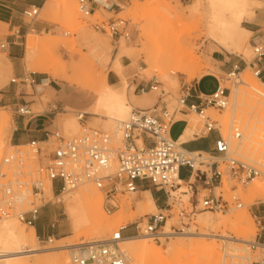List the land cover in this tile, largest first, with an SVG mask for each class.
<instances>
[{
  "label": "rangeland",
  "instance_id": "374dc122",
  "mask_svg": "<svg viewBox=\"0 0 264 264\" xmlns=\"http://www.w3.org/2000/svg\"><path fill=\"white\" fill-rule=\"evenodd\" d=\"M6 1L9 2L11 0ZM49 1L50 0H44L43 7L36 19L30 20L24 15L22 16V22L24 23L23 29L10 31L8 26L0 28V163L6 154L16 151V148L12 147L15 145L11 143V136L14 129V108L4 107L5 105L2 102L4 97L2 95H6L5 98L14 96L17 101H20L21 103L23 97L31 95L36 101V105L33 106V110L36 113L49 112L51 111L49 105L54 100L49 88L46 87L44 88L45 90L40 92L36 91V86L41 84L44 79L45 86H48L49 80H53L59 84H66L70 85V87L74 86L78 89L89 91L94 95L95 89H97L100 84V81H98L99 75L103 73L108 77L109 72H114L120 79V85L116 87L122 89L125 82H127L128 89L132 88V94L135 93L137 85L143 83V81L145 83H154L157 81L160 88L157 92H152L151 95L158 99L160 98V100L162 99L170 110L178 107L179 93L184 83L193 85L195 81H199L202 78H211L213 79L216 88H227L230 92L229 107L222 112L211 109L207 114L210 115L213 120L218 122L221 135L231 145V155L238 160L257 166L262 171V176L264 175V151L259 149L260 143H264V116L261 115V107L257 104L264 101L256 93H254V97L252 98L246 94L244 100L247 98L245 101L249 102V105L245 106V110H243V112H237L238 109H236L233 114L229 113L230 108L233 105L232 90L235 86H238L241 89L238 94L243 92L244 84L241 83L240 80L245 77V74H249V77L253 81L255 80L264 92V85L255 78L251 68L249 66L246 67L244 64V61L249 64L253 58L250 41L253 36L257 35L255 33L260 30V27L254 26V23H256L258 19L264 17V2H261L260 0H249L252 4L254 14L248 16L246 21L244 20L242 23V26L250 31V33H247L245 36L247 39L245 47H248L251 53L247 55L245 53V48L238 52H228L218 44L206 38V30L203 21H198L199 19L194 17L193 14L195 13V6L198 0H125L121 3V9H116L112 12L100 9L92 18H85L80 13L77 0H55V4L51 6L52 9L49 6ZM69 4L74 9L76 8L75 16L67 12L68 7L70 9L72 8ZM166 4L170 5L177 12H183L185 14L182 20V24L184 23V25L179 24L177 26L181 31L175 28L169 31V34L168 32L166 33L165 29L168 20ZM117 18H123L129 22L132 31V38L130 41H125L123 39L112 40L110 37L98 33L91 27V23L97 19L109 20ZM181 26H185V28L182 27L184 28L182 30ZM17 32H19V34ZM29 36H37L36 39L41 41L49 40L52 45L36 46L31 52V58L27 59L26 40ZM7 37H17L15 41L17 42V47L20 49L21 58L14 60L8 55L7 51L1 49V44L6 41ZM186 41H188L191 47L194 48L196 61L193 63L194 65H190L192 63H185V61H183L185 63L182 62L185 66V72H176L175 69L173 70V67L176 68L179 60L178 58L175 59V56L177 55L175 53L179 52L178 48H181L184 51ZM167 47L169 54H166V52V58H164L162 53L167 50ZM123 48L124 50H127L126 52L128 55L123 56L121 60L122 64L131 70L132 73L129 75L126 74L125 67L122 72L123 75H119L113 69L111 62V60L115 59L118 52ZM159 54H161V56ZM172 54L175 55L171 56ZM221 54L234 58V61L239 63L241 71L237 81L228 78L230 72L222 71L220 68L221 64L215 60L218 58V55ZM151 56L159 57L160 60L154 68L149 65V59ZM168 56H170L171 59H168ZM107 62L111 63L108 65V69H105L103 65ZM39 66L48 68L51 73L47 74L37 71ZM157 66L159 67L157 68ZM10 69L11 72L9 71ZM245 69L246 71L243 73ZM18 72H21V74L19 75ZM26 77L30 80L34 79L36 83L32 85L10 84V81L14 78ZM53 81L52 85L54 86L55 83ZM241 85H243V87ZM242 94L245 95V92ZM254 98H256V104L252 102ZM241 108H244V106ZM247 108L249 112L246 110ZM236 113L239 114V116H235L237 115ZM92 118H98V120ZM180 118L188 123H194L191 138H194L195 133L203 128L202 121L195 114L188 113L185 117L178 115V119ZM67 120H73L79 125L74 112L67 109V113L58 116L55 126L63 130L67 137L79 135L82 131L79 126H77V132L75 135L67 133L65 129ZM104 120L106 119L102 116L99 117L90 114L86 117V127L106 131L114 135L117 129H114L113 125H108ZM183 128L184 124H177L172 131V138H178ZM235 128L240 129L241 137L239 139L234 137ZM251 139H254L256 142H249ZM249 144H253L252 149L251 147L246 149ZM263 145L260 146L261 149L264 148ZM21 149L26 150L27 147ZM248 154L250 157L247 158ZM262 176L259 178L264 180V176ZM187 177L188 173L182 174V178ZM259 178L246 186L237 185L236 183L225 179L222 186L217 188L214 192L219 194L222 191L224 196L228 199L232 195V191H235L244 205L243 208L234 209L227 213H211L203 211L195 217V221L192 223L193 233H207L214 235L215 233H221L222 231V229L219 230L216 228L220 218H233V216L235 217L243 211L248 212L249 223H251L250 225L253 229V234L251 233L252 235L250 234L248 237L250 242L241 243L238 241H232L229 249L222 250L220 264H256L262 258L259 251H255L251 248V243L255 240L257 233L254 215L264 214V195L251 198L249 193V190L253 188L258 180H260ZM146 187L152 188L150 184H147ZM183 187L184 191L187 192V185L185 184ZM90 188L95 191V196L98 195L97 198L99 204L102 203L101 206L103 212H105V223H113L112 225L110 223L106 224V226H110L109 230L106 233H98L97 229L93 228V223L90 222L86 223V228L80 233L75 232L65 214L64 204L58 202L57 197H51L46 192L45 203L49 200H51V202L41 211L37 226L41 225L45 229V233L50 234L46 235V237L37 234L38 254L22 257L23 259L25 258L34 261L38 258L55 257L58 254L61 256L64 254V256H69V252H66L68 248L65 249V251L55 250L54 248L58 246H71L82 241L91 242L105 240L110 238L122 226H127V231L130 229L132 233H135L134 223L138 219L145 215H152L158 212V209L150 210L149 207L144 206L145 203L141 204V202H145V198L143 194L138 193L132 196L119 197V209L112 214H108L105 210L104 195L93 185H82L76 189V191H73V193L81 190L86 191ZM73 193L70 192L64 195H72ZM183 193V191L181 192L178 190L174 194L184 201V207L190 208V195H185ZM208 194V191H203L201 193L202 196ZM205 216L211 217L214 221L210 228L201 221ZM6 219H12L18 228L26 234L32 230L31 227L21 223L15 217ZM168 222L170 228L179 227L181 222L176 210L172 212V216L169 218ZM105 223L103 222L104 225ZM211 228L215 229L213 230ZM127 231L125 232V238H128L126 235ZM191 234H177L171 236L169 239L161 240V243H156L150 239H142L140 242L147 243L161 251L162 259L156 261L154 264H182L181 262L188 258L198 259L200 257L199 260L202 258L201 252L197 249V245H195V248H181V243L185 241V243L190 241L195 243L203 241L210 243L215 240L210 236L206 238L190 239ZM49 237L52 238L51 243L48 242ZM133 237L147 238L145 236L137 235H133L130 238ZM121 248L125 251H129L126 245L121 244ZM127 253L130 259L137 261L138 264L141 263L139 261L140 258L136 254L132 252ZM249 257L250 260L245 259ZM22 258L20 259L22 260ZM133 260H129L128 264H137Z\"/></svg>",
  "mask_w": 264,
  "mask_h": 264
},
{
  "label": "built area",
  "instance_id": "2783aa9c",
  "mask_svg": "<svg viewBox=\"0 0 264 264\" xmlns=\"http://www.w3.org/2000/svg\"><path fill=\"white\" fill-rule=\"evenodd\" d=\"M125 0H77L78 10L85 18H92L100 9L115 11L121 9ZM264 2V0H260ZM41 9L32 6L23 15L36 19ZM91 27L112 40L130 41V24L123 18L99 20ZM254 33V32H253ZM250 41L253 58L246 67L264 85V27H260ZM7 41L2 50L9 48ZM241 67L233 66L228 78L237 81ZM31 77V76H30ZM34 79L14 78L10 84H35ZM160 85L143 83L136 88L137 94L157 92ZM191 99L196 102L190 103ZM230 104V92L218 87L212 94H197L193 85L183 84L178 107L170 110L161 99V104L149 109L131 110L127 120L118 125L111 134L98 129L87 128L86 113L74 114L82 129L79 135L65 136L63 130L54 127L44 132L42 141H31L24 145L12 146L16 151L6 154L0 163V219L15 217L28 227H35L45 203L47 188L54 196L75 191L85 184L93 185L105 197V210L112 214L119 209V197L132 196L141 191V183L150 184L163 195L164 205L158 212L145 215L134 223L133 235L145 236L156 243L177 234L193 233L192 223L203 212L227 213L243 208L239 195L232 191L226 198L221 191L226 179L237 185L246 186L262 176L257 166L238 160L231 155L230 143L221 135L218 122L207 112L211 109L222 112ZM54 105L52 111L36 113L28 103L18 104L14 114L22 118H33L46 113L58 114ZM67 113V110L62 111ZM192 113L199 117L203 128L194 137H207L216 133L214 149L211 152L189 151L181 137L172 138L173 127L181 122L178 115ZM185 128L189 123L185 121ZM239 139V128L234 129ZM12 143V142H11ZM27 147L26 150L21 148ZM188 173L187 178H182ZM184 182L188 191L190 208L174 195ZM203 191L209 194L202 196ZM172 201V203H171ZM176 210L180 219L179 227L166 226L172 212ZM257 233L251 248L262 255L256 264H264V214L254 215ZM127 226H122L110 238L99 242H80L67 247L71 264H128V254L121 248ZM132 235V236H133ZM130 238V237H128ZM52 242V238H48Z\"/></svg>",
  "mask_w": 264,
  "mask_h": 264
},
{
  "label": "bare ground",
  "instance_id": "6f19581e",
  "mask_svg": "<svg viewBox=\"0 0 264 264\" xmlns=\"http://www.w3.org/2000/svg\"><path fill=\"white\" fill-rule=\"evenodd\" d=\"M48 3H49V6L51 7L53 4H55V0H50ZM69 6H71V5L69 4ZM166 7H167L166 10H167V15H168V20H167V25H166L165 31H166V33L168 32V34H169V31H171L175 28H177V30H178L179 28L177 26L179 24L184 25V23L182 24V20H183L185 14L183 12L182 13L177 12L168 4H166ZM48 9H49V7H48ZM51 9H52V7H51ZM75 9L73 7L70 9L68 7L67 12L69 14L75 16L76 15ZM194 12H195V13H193L194 17L199 19L198 21H203L204 26H205V30H206V38L208 40L218 44L220 47H222L224 50H226L228 52H238V51H242L245 48V53L247 55L251 54L249 51V48L245 47L246 40H247L245 36L247 35V33H250V31L246 30L242 26V23L244 22V20L246 21V18L248 16L254 14L252 4L250 3L249 0H198L197 4L195 6ZM182 27L185 28V26H181V28ZM184 28H182V30ZM179 31H181V29H179ZM168 36H170V35H168ZM36 37L35 36H29L26 40V48H27L26 57H27V59L31 58V52L33 51V49L36 46L52 45L51 41H49V40H42L41 41V40L36 39ZM167 42H168V40H167ZM185 46L186 47H185L184 51H183V49L178 48L179 52L175 53V54H177L175 56V59L178 58V60H179L176 68L173 67V70L175 69L176 72L177 71L185 72L184 64L186 62H189V63H192L190 65H194L193 63L196 61V55H195L194 48L191 47V45L188 41L185 42ZM126 51L127 50H124V48L121 49L118 52L117 57L115 59L111 60L112 65H113V69L118 74H121L123 69H124V65L122 64L121 59L123 56L128 55ZM165 53L169 54L168 53V47H167V50H165L162 53V56L164 58H166ZM175 54H172L171 56H173ZM159 55L161 56V54H159ZM168 59H171V57L168 56ZM159 61H160L159 57H152L151 56L149 59V65L152 68H154V67H156L157 62H159ZM183 61H185V63ZM111 62H109V63L107 62L105 65H103L104 68L108 69V65ZM158 67L159 66H157V68ZM37 71H39L41 73H47V74L51 73L48 68L42 67V66H39ZM245 71H246V69L243 71V73H245ZM98 78H99L98 81H100L99 82L100 84H99V87L97 89H95L94 104H93V108L91 109L92 112L89 111L90 112L89 114H92L94 116L104 117L106 119L104 121L106 123H108V125H113L114 129H117L118 125L121 122L128 119L130 112L132 110V106L129 104L126 95L120 96V95H118L112 91L111 85L108 83V80H107L108 77L106 75H104L102 73L99 75ZM240 82L244 84V87H243V85H241V86L243 87V92H245V95L242 94L243 92L238 94V92L241 90L238 86H235L233 88V90H232L233 105L230 108V112H229L231 114H233L236 109L239 110V111L237 110V112H243V110H245V106L249 105V102L245 101L247 98L244 100V97L246 96V94L250 98H252V97H254V93H256L264 101V92L258 86V84L255 82V80L253 81L249 77V74H245V77L241 78ZM238 84H240V83H238ZM235 85H237V84H235ZM40 87H41L40 84L36 86L37 92L44 90L43 87L42 88H40ZM255 99L256 98H254V100L252 101L254 104L257 103V101H255ZM257 104L259 105V107H261V113H262L261 115L264 116V102H260ZM242 106H244V108H241ZM246 110H248V108ZM248 112H249V110H248ZM235 116H239V114H237ZM77 126L80 127V125H77V123L75 121L67 120L65 129H66L67 133H69L71 135H75L77 132ZM193 128H194V123L189 122L188 128H187L185 134L181 137L180 142L184 143L189 138H191L192 133H193ZM249 129H250V127H249ZM249 142L255 143L256 141L254 139H251V141H249ZM263 144L264 143L262 142L259 145V149L261 151H264V148L261 149V147H260ZM252 145L253 144L247 145L246 149H248L250 147L252 149V147H253ZM263 147H264V145H263ZM245 156H246V154H245ZM252 156H253V154H252ZM248 157H250L249 154H248L247 158ZM256 162H257V160H256ZM181 184H182V186L179 188V190L181 192L183 191L185 193L186 191H184V187H183L185 185V183L181 182ZM47 193L51 197H57V201L62 202L64 204L65 214L68 217V219L72 225V228L75 232L80 233L82 230H84L86 228V223L92 222L93 228L97 229L98 233H106L110 227L109 225L106 226V224H109V223L111 225L113 224L111 222L105 223V221H104V217H105L104 213L105 212H103V209L101 206L102 203L99 204V200L97 198L98 195L95 196L96 193H95V191L91 190V188L87 189L86 191L81 190V191H78L75 193L72 192L73 193L72 195L69 194L67 196H65V195L54 196L52 194L50 188H47ZM249 193H250L251 198H255L256 196H259V195H264V180H261V179L258 180L255 183V185L253 186V188L251 190H249ZM142 194L144 195L145 202L143 201V202H141V204L145 203L144 206L149 207L150 210H157V207H156V205H155V203H154V201L150 195V192L149 193L146 192V193H142ZM140 205H138V206L141 207ZM201 221L203 222V224L209 226V228L213 225V222H214L213 219L209 216L203 217L201 219ZM103 222L105 223V225L103 224ZM18 223H20V222H18ZM250 224L251 223H249L248 212L243 211L240 214L236 215L235 217L233 216V218L232 217L231 218H226V217L220 218V220L217 223L216 228L219 230L222 229L221 233H215L214 235H210L207 233H192V234L190 233L191 234L190 239H192V238H206V237L210 236V237L214 238L215 240H214V242L211 241L210 243L205 242V241L196 242V243L191 242V241L188 243H185L186 242L185 241V242L181 243V245H180L181 248L182 247H184V248H195V245H197V249L199 250V252H201V258H202L201 260H199L200 257L198 259H195V258L190 259L187 257L188 259L185 258L187 261L185 260V261H182L181 263L182 264H201V263L202 264H220L222 250L229 249L231 247L230 243L232 241H238L241 243H249L250 242L248 237L252 233V230H253ZM169 225L170 224L168 222L167 226H166V232H168V233L170 231ZM211 229H213V228H211ZM142 239L147 240L148 238H146V239L141 238V237L124 238L122 241V245H126L127 248L129 249V251L128 250L125 251L124 249L123 250L126 253L132 252V253L136 254L140 258L139 259V261L141 262L140 264H154L156 261L162 259L161 251L157 250L156 248H154L153 246H150L147 243H141L140 241ZM211 240H213V239H211ZM100 241H104V240H100ZM91 242H99V241H91ZM67 247H69V246H58V247H55L54 249L55 250L57 249L59 251L60 250L65 251V249H67ZM0 248H1L0 249V264H69L70 263L69 256L67 255L68 256V258H67V256H64L65 254L62 256L60 254H58L55 257H45V258H41V259L38 258L37 260H34V261L29 260V259H25V258L23 259L22 257L30 256L32 254H38L39 250L37 248V236H36V233L33 229L28 234H26L24 231L20 230L18 228V226L13 222L12 219L0 220ZM124 248H126V247H124ZM66 252H67V250H66ZM20 258H22V260ZM128 259L130 261L133 260V259L129 258V255H128ZM245 259L250 260V257L245 258ZM133 261H135V260H133ZM135 262L137 263V261H135Z\"/></svg>",
  "mask_w": 264,
  "mask_h": 264
},
{
  "label": "crops",
  "instance_id": "0c3cea01",
  "mask_svg": "<svg viewBox=\"0 0 264 264\" xmlns=\"http://www.w3.org/2000/svg\"><path fill=\"white\" fill-rule=\"evenodd\" d=\"M43 3L44 0H23V3L22 0H11L9 2L6 0H0V28H5L8 26L10 31H14L15 29H23L24 23L22 22V16L24 11L32 6H36L41 9L43 7ZM254 26L263 28L264 17L258 19L257 22L254 23ZM17 33L19 34V32ZM15 39H17V37L6 38V41L9 43L10 46L5 51H7L8 55L12 59L17 60L21 58V53L20 49L17 47V42L15 41ZM215 60L221 64L220 68L222 71L225 72H231L233 70V66L239 64L238 62L234 61V58H230L222 54L218 55V58ZM124 67L126 68L127 75L132 73L127 66ZM9 71L11 72V69ZM18 74L20 75L21 72H18ZM119 75L123 74L121 73ZM107 80L108 83L111 85V89L114 93L120 96L126 95L128 102L132 106L133 110L149 109L154 107L155 105L161 104L160 98L158 99L157 97L151 95V93L137 94L135 92L132 94V88L128 89L127 82H125V85L122 89L117 88L116 86L120 85V79L114 72H109ZM52 81L53 80H49L48 86H45L44 79L40 84V88H49L51 95H53L54 97V100L49 105V107L52 111L53 106L57 105L60 109L59 113L56 115L55 113H46L33 118H22L14 115V129L11 136V142L14 145H24L31 141H42L44 139V132L46 130H52L55 127V123L58 119V116L64 114V112H62L64 110L69 109L71 112L81 111L82 113H86L87 116L90 115L89 111H91L94 104V95L91 92L78 89L74 86L70 87V85L61 83L59 84L55 81H53L55 83V85L53 86ZM141 84L142 83L137 85V87H139ZM193 87L197 94L203 95H210L217 89L213 79L211 78H202L199 81H195ZM2 96L4 97V99H2V102L5 105L4 107H11L15 109L18 104L22 103H28L29 106L32 108L36 105V101L31 95L23 97L22 103L20 101H17L16 97L14 96L9 98H5L6 95ZM194 102H196L195 99L190 100V103ZM187 115V112L182 114V116L184 117ZM92 119L98 120V118ZM179 123L184 124V128L178 138L182 137L188 128H185V120L182 119ZM217 138L218 135L216 133H211L207 137L189 138L186 142H184L185 148L189 151H203L208 153L214 149L215 141ZM141 186L142 187L139 194L150 192V195L156 207L161 208L164 205L163 195L159 191L153 188L146 187L145 183H141ZM32 229L35 231L36 236L38 234L39 236L46 237V235L50 234L45 233V229L41 225H36ZM133 234L134 233H132L130 229L126 233L128 237H131Z\"/></svg>",
  "mask_w": 264,
  "mask_h": 264
}]
</instances>
